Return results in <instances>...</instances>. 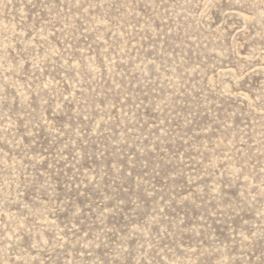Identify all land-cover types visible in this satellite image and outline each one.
I'll use <instances>...</instances> for the list:
<instances>
[{
  "label": "rangeland",
  "instance_id": "1",
  "mask_svg": "<svg viewBox=\"0 0 264 264\" xmlns=\"http://www.w3.org/2000/svg\"><path fill=\"white\" fill-rule=\"evenodd\" d=\"M0 264H264V0H0Z\"/></svg>",
  "mask_w": 264,
  "mask_h": 264
}]
</instances>
